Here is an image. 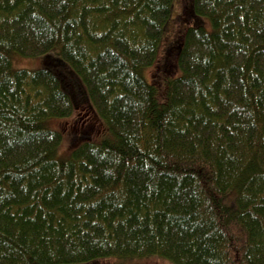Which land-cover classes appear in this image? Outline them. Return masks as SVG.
<instances>
[{"label":"trees","instance_id":"trees-1","mask_svg":"<svg viewBox=\"0 0 264 264\" xmlns=\"http://www.w3.org/2000/svg\"><path fill=\"white\" fill-rule=\"evenodd\" d=\"M175 1L0 0V264H264V0H186L161 97Z\"/></svg>","mask_w":264,"mask_h":264},{"label":"rangeland","instance_id":"rangeland-1","mask_svg":"<svg viewBox=\"0 0 264 264\" xmlns=\"http://www.w3.org/2000/svg\"><path fill=\"white\" fill-rule=\"evenodd\" d=\"M186 0H176L173 8L171 9V13L169 17H171V14L173 15V19L171 21V25L169 26V29H167V33L164 39V48H161V51L158 55L157 60L150 65L149 67L146 66L142 69V75L149 83H154L157 86L158 94L159 96H163L164 94V88L165 83L168 78L172 76H176L180 74V69L177 68L176 60L174 57L170 56L168 53V50L165 49V45L169 42L178 40L180 35L182 34L184 28L190 21L186 19V17H183L184 12L186 11L184 8ZM173 10V12H172ZM169 18L167 19V21ZM207 22V25H209L208 18L204 19ZM166 21V23H167ZM166 25V24H165ZM164 30L161 35V38H163ZM57 52V49H53L48 54L55 55L54 52ZM45 53V54H47ZM45 54H41L34 57H25L21 55H12L11 62L13 68H37L41 66V61L44 58ZM47 54V55H48ZM67 69L70 71V75L74 81H77L78 83L81 82L79 76L71 69V67L65 63L64 64ZM83 85V84H82ZM83 112H79L76 115L74 114L73 117L67 116L63 118H52L49 120V126L53 129H57L62 132L63 140L60 148L66 147V138L70 136V130H79L82 129L83 125H92L93 128H100L99 122L95 121L94 118L92 120L90 118H87L86 120H83L82 118L85 117V114H82ZM79 118V119H78ZM82 120V121H81ZM64 132V133H63ZM98 134V133H97ZM61 154L65 155L67 153V149L62 150L60 149ZM171 261L165 258H161L158 256H152V257H144V258H133V259H107L100 261L97 264H173Z\"/></svg>","mask_w":264,"mask_h":264}]
</instances>
